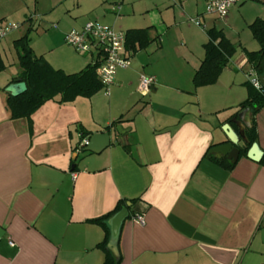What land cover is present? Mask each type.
<instances>
[{"label": "crops", "instance_id": "0c3cea01", "mask_svg": "<svg viewBox=\"0 0 264 264\" xmlns=\"http://www.w3.org/2000/svg\"><path fill=\"white\" fill-rule=\"evenodd\" d=\"M152 1L150 14L148 9L137 13L145 23L138 25L131 20L135 0H19L0 13V20L24 25L0 41V264H101L104 252L96 244L104 231L91 220L110 213L121 199L130 209L116 238L109 224L114 214L108 219L107 246L119 256L118 264H264L261 158L238 156L226 169L205 155L228 141L224 123L234 131L250 125L249 110L240 125L228 121L247 95L244 52L212 22L182 30L184 15L205 21L204 0ZM235 6L224 24L236 20ZM42 8L49 15L67 11L71 20L65 18L60 31L44 33L47 45L31 38L30 45L67 73L92 63L91 54L78 53L63 37L92 14L103 22L89 20L116 30L112 23L123 21L126 30L151 27L158 38L135 52L128 49L130 64L117 69L108 95L101 88L90 98L48 100L32 115L30 128L25 118L11 119L6 108L5 86L21 70H9L7 63L16 66L13 43L29 26L36 30L39 24L29 14ZM211 27L223 30L236 53L215 83L195 87L192 77ZM140 74L155 77L145 96L137 91ZM253 118L255 142L264 153V106ZM82 131H109L110 144L80 157L74 148L86 136ZM135 213L143 214L144 224L133 220Z\"/></svg>", "mask_w": 264, "mask_h": 264}, {"label": "trees", "instance_id": "16d2710c", "mask_svg": "<svg viewBox=\"0 0 264 264\" xmlns=\"http://www.w3.org/2000/svg\"><path fill=\"white\" fill-rule=\"evenodd\" d=\"M249 28L253 38L258 42L259 48L257 50L243 48V52L248 65L260 74L264 66V19L255 17L250 22ZM31 30L29 26L13 43L21 69L17 78L25 82L26 90L16 96L6 92L5 97V105L10 118H25L30 128L32 115L46 101L56 99L59 103H65L71 102L77 97L90 98L102 88L95 72L96 64L88 63L77 72L67 73L60 68H54L44 57L36 55L30 45ZM205 31L207 41L203 45L204 57L192 77V83L195 87L215 83L237 49V46L229 40L222 29L211 27ZM125 36L126 48L132 52L145 48L158 38V35H152L151 27L129 28L126 30ZM2 69L3 63L0 59V70ZM245 86L246 98L239 104L238 110L228 118V121L233 117L237 119L238 114L245 109L249 110L252 115L250 125L244 127L246 142L243 145H238L239 156H246L248 148L256 141L257 134L253 116L264 106V91L260 92L248 81L245 82ZM117 122L119 121H113L112 124ZM82 134L89 137V131H82ZM205 155L213 158L226 169H231L235 164L225 157L210 154L209 149ZM260 163L264 165V153ZM133 200L130 199L131 202ZM123 207H126L127 210L130 209L121 199L110 213L91 220L99 224L104 231L103 239L96 244V247L104 252V259L101 264L119 263V256H115L107 246L110 235L108 219Z\"/></svg>", "mask_w": 264, "mask_h": 264}, {"label": "built area", "instance_id": "2783aa9c", "mask_svg": "<svg viewBox=\"0 0 264 264\" xmlns=\"http://www.w3.org/2000/svg\"><path fill=\"white\" fill-rule=\"evenodd\" d=\"M205 13L225 18L231 7L242 0H204ZM196 25H202L198 17L191 18ZM20 22H12L0 27V41L8 34L21 28ZM64 41L76 51L93 56L92 64H96L95 72L102 84L106 95L110 93L115 74L118 68H125L130 64V54L126 48L125 32L116 30L113 26L102 24L97 21L88 20L80 28H72L64 33ZM246 80L260 92L264 91L258 80V72L250 66L249 72L244 73ZM155 83V77L148 74H140L137 84V91L145 96ZM88 143V136L81 137L75 152H80ZM133 220L142 225L144 216L142 213H135ZM13 246V241L9 240Z\"/></svg>", "mask_w": 264, "mask_h": 264}, {"label": "rangeland", "instance_id": "374dc122", "mask_svg": "<svg viewBox=\"0 0 264 264\" xmlns=\"http://www.w3.org/2000/svg\"><path fill=\"white\" fill-rule=\"evenodd\" d=\"M18 1L19 0H0V13L6 9L8 10V8L14 9L15 5L18 4ZM41 3H42V0H41ZM134 4H135V7L137 8V11H135V14L133 18H131V20L133 19V23L135 25L145 24L141 17L142 13L144 11L146 12V10L148 9V12L150 14L151 9L156 5L153 3L152 0H135ZM235 7L237 8L233 10L235 11L236 20L232 21L230 25H226L222 22L224 18H220L215 15H210V14L205 13L206 10L205 8L203 9V5H202L200 9L204 13V16L206 18L205 21H201L202 26L206 27L207 24H209V22H212L213 24H216L217 26L224 27L226 33L230 36V38H232L235 42H237L238 48H241L242 52H243V48L250 49L253 46H255V48L259 47L258 42L252 36L251 30L249 28V24L257 16L262 17L264 19V0H242ZM58 9H62V5ZM43 10L44 11L42 10H37L36 12L31 11L32 12L30 13L31 15L29 14V16H32V18L34 19L35 26L39 24L36 30L31 31L30 38L32 39V41H34V44L41 45V46L47 45V41H48L47 40L48 36L47 34H44V33L49 32L50 34H52L53 30L60 31L59 29L62 27V25L67 24V22L71 20V18H69V16L65 14L67 11H65L63 14L61 12L62 10H56L55 12L49 15V10H45V9ZM138 12H141V16L137 14ZM87 17L85 19H87ZM65 18L67 22H65L64 20ZM67 19H70V20H67ZM89 19H98L99 21H102L99 18H97L95 14L90 15L88 20ZM179 21L181 22L180 25H182V30L184 32H189L190 26H193V25L196 26L194 22L191 20L189 15L182 16L179 19ZM1 22H3L2 26H4L5 24L12 23L11 20L5 21V19L0 20V24ZM17 22H20V21H17ZM112 24H114L117 30L119 31L126 30V28H128L129 26V24L125 23L124 21L123 23L117 22V23H112ZM23 30H24V25L19 30H17V32H15V35L19 34ZM172 31H174V29ZM16 63H17L15 64L16 66H14V64H12L11 62L7 63L8 69L13 70L16 67L20 69L19 63L18 62ZM249 70H250V66L248 64H243L242 72L246 73V72H249ZM97 97L103 100V98H101L100 96H97ZM142 98L144 100H148V97H142ZM79 153H80V157H82L86 153H88V151H80Z\"/></svg>", "mask_w": 264, "mask_h": 264}, {"label": "water", "instance_id": "95a60500", "mask_svg": "<svg viewBox=\"0 0 264 264\" xmlns=\"http://www.w3.org/2000/svg\"><path fill=\"white\" fill-rule=\"evenodd\" d=\"M258 80L261 86L264 89V66L263 71L258 74ZM26 90V84L20 78L14 80V82L9 83L5 86V91L8 92L12 96H16L21 94ZM248 111L247 109L241 111L238 114V118H231L230 122H234L237 125L243 123V115ZM223 132L227 136V142L218 144L209 149V153L215 154L217 157H225L227 160L231 162H235L239 156V148L238 142L240 140L246 142V137L244 134V130L234 131L229 122L224 123L221 126ZM115 129L118 133H122L123 130L120 125H117ZM111 135L109 131H99L94 132L88 137V143L83 147L82 151H88L93 153H98L107 147L110 144ZM263 152L258 147L256 142H253L249 149L247 150V157L252 160H259L262 156ZM128 216V210L126 207L121 208L118 212H116L111 219L109 220L111 236L112 238H116L119 230V226L121 222ZM2 229L0 228V233Z\"/></svg>", "mask_w": 264, "mask_h": 264}]
</instances>
